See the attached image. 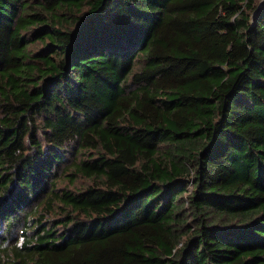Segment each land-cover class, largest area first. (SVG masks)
Here are the masks:
<instances>
[{
  "label": "trees",
  "instance_id": "obj_1",
  "mask_svg": "<svg viewBox=\"0 0 264 264\" xmlns=\"http://www.w3.org/2000/svg\"><path fill=\"white\" fill-rule=\"evenodd\" d=\"M259 4L0 0V264H264Z\"/></svg>",
  "mask_w": 264,
  "mask_h": 264
},
{
  "label": "rangeland",
  "instance_id": "obj_2",
  "mask_svg": "<svg viewBox=\"0 0 264 264\" xmlns=\"http://www.w3.org/2000/svg\"><path fill=\"white\" fill-rule=\"evenodd\" d=\"M258 1L260 3L262 0H258ZM86 183L87 182L84 179L78 178L75 183L64 181L61 185H65L66 184V185L69 186V188L74 189V188H81V186L82 185H86Z\"/></svg>",
  "mask_w": 264,
  "mask_h": 264
},
{
  "label": "water",
  "instance_id": "obj_3",
  "mask_svg": "<svg viewBox=\"0 0 264 264\" xmlns=\"http://www.w3.org/2000/svg\"><path fill=\"white\" fill-rule=\"evenodd\" d=\"M263 3H264V0H262V1L260 2L259 6H262V5H263Z\"/></svg>",
  "mask_w": 264,
  "mask_h": 264
}]
</instances>
